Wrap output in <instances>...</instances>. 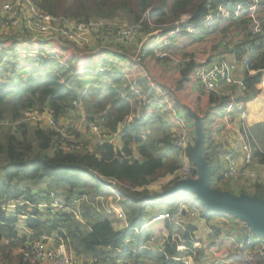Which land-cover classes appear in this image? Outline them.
<instances>
[{"label":"trees","instance_id":"obj_1","mask_svg":"<svg viewBox=\"0 0 264 264\" xmlns=\"http://www.w3.org/2000/svg\"><path fill=\"white\" fill-rule=\"evenodd\" d=\"M32 1L48 14L83 22L94 18L114 20L126 14L132 23H141L145 33L152 32L149 23L157 26L171 24L189 15V24L172 39V54L185 59L189 55L181 51L206 42H212L214 54L221 52L223 47H220L224 42L226 49L237 41L234 47L237 51L251 46L253 52L243 81L246 90L244 98L253 99L260 94L257 86L264 77V2H260L255 16L263 33L253 34L250 28L254 19L249 15L235 22L221 17L210 28L203 23L209 6L214 13H218L221 6L233 13L240 0H231L232 7L228 0ZM192 25L196 29L189 32L187 28ZM195 68L193 61L183 66L176 90L183 87ZM75 72L72 63L31 62L23 70L14 69L15 76L19 78L11 81L0 79V124H8L0 128V264H27L18 254L26 239L54 235L78 256L97 258L102 264H180L174 258L181 254L195 258L203 255L204 251L193 249L191 232L194 229L187 225L181 227L186 228L187 233L181 235V239L170 235L162 251L152 250L148 245L153 241L152 236L144 231L151 217L146 219L147 209L159 198L150 193L147 187L178 172L182 166L179 160L182 152L173 146L170 139L157 141L144 137L143 129L148 121L134 120L123 129L121 150L104 143L98 144L93 152L70 151L66 148L68 145L63 146L61 135L23 122L27 111H41L48 104L57 121L68 118L77 105L82 104L90 121H95V116L101 115L100 124L110 134L118 131L119 124L127 116L135 115L134 108L117 89L123 87L130 93L121 74H97L94 85L84 91L85 85L74 76ZM24 75L26 79H20ZM101 80L107 81V84L96 88L95 83L100 84ZM140 84L143 88L147 85L145 81ZM146 90L149 91L148 88ZM155 93V90H151L148 95L152 97ZM227 102L228 98L210 96V104L217 107ZM96 106L99 111L95 109ZM250 131L257 144L254 158L264 165V125H256ZM161 144L166 150L160 148ZM192 154L193 147H190L186 156L193 163ZM165 155H169V159L163 163ZM204 158L205 161L209 160ZM209 169L212 175L211 166ZM257 190L256 197L264 200L262 187ZM75 198L85 199L81 205L80 219L73 213L64 216L52 214L51 218H47V212H42L38 207L42 202L53 205L56 201L69 205ZM100 198H112L119 206L126 216L125 229L116 230L112 218L105 211L96 209L95 203ZM162 200L166 202L167 199ZM12 201H22L24 205L16 206L15 212L11 213L6 206ZM188 201L187 197L189 204ZM191 203L207 222L217 219L227 227L237 219L209 210L200 201L192 200ZM175 210L174 207L170 212ZM21 220H25L29 233L19 232ZM167 223L168 226H175ZM179 247H184V251L180 252Z\"/></svg>","mask_w":264,"mask_h":264},{"label":"built area","instance_id":"obj_2","mask_svg":"<svg viewBox=\"0 0 264 264\" xmlns=\"http://www.w3.org/2000/svg\"><path fill=\"white\" fill-rule=\"evenodd\" d=\"M228 1H230L229 6L232 7L230 5L231 0ZM258 2L259 0H240V3L237 6L235 5L233 13L229 12L225 6H221L218 13H214L209 6V12L203 23L207 28H210L221 17L235 22L242 16L249 15L254 19L250 28L251 32L262 34V26L255 19ZM190 20L189 15H184L179 21L171 24L157 26L149 23L152 32L145 33L142 31L141 23L96 18L83 22L48 14L39 9L32 0H0V79L11 81L19 78L15 76L14 69L23 70L31 62L55 61L66 65L62 55L63 50L69 46H76L81 50H85L99 39L105 43L126 45L135 41L139 35H143V46L140 47L141 50L136 55L137 57L132 60L133 65H140L146 57L155 61L164 62L168 60L172 62L177 59V56L173 55L170 50L172 39L183 32V27L189 24ZM187 29H189V32H194L196 27L192 25L188 26ZM237 44L236 41L235 45ZM241 50L237 51L233 48V52L230 54L222 52L205 61H200L196 56L190 55L185 59H181L180 62L184 66L186 63L193 61L196 68L192 77L201 85L204 93L210 96L229 98L230 102H228L226 109L227 114L232 112L239 114V134L245 150L244 169H239L235 154L229 153L226 157V169L221 174L222 178L224 180H238L242 177H248L252 184H256L263 182V177L255 170L248 172V169L261 168L264 171V165L254 158L257 144L247 123L248 114L245 104L236 101L232 91L235 86L243 87V84L236 79L235 73L240 66L246 67L248 65L253 52L251 46H246ZM93 53L90 65L78 69L74 73L75 76L92 73L103 75L118 73L127 77L126 74L120 72V69L116 66V61L108 53L105 54L102 50H94ZM130 89L132 100L136 104L135 115L127 116L124 122L119 124V129L115 133L104 134L100 144L107 143L116 147V141L122 140L123 129L134 120L143 121L154 117L150 113L143 114L141 111L142 107L152 103V99H149L137 84L130 85ZM24 121L42 129H50L56 132L61 135L62 141L67 136L68 125L70 124H60L53 117L50 110L41 113L29 110L25 114ZM44 122L47 124V128L40 126ZM87 129L91 133L103 136L95 121L89 122ZM172 144L182 152L183 156H186L188 148L194 146L192 138L181 124L173 134ZM66 148L70 151L77 149L73 145H68ZM178 178L180 181L197 180L196 167L190 160L187 159L182 164L178 171ZM104 200H108V203L105 204ZM84 202V198H75L69 205L55 202L53 205L39 204L38 207L42 212L46 211L51 215L64 216L66 213H73L80 219L81 205ZM183 203L181 209L176 212L165 211L155 214L147 221L145 227L161 222H170L175 226L185 227L187 220L196 218L197 213L188 206H184L188 205L186 201ZM22 205H24L22 201H12L8 203L6 209L14 213L15 207ZM95 207L98 211L103 210L109 215H116L120 221H126L125 214L117 204H114L112 198L98 199ZM240 229L243 240L236 241L237 243L233 244V252L240 258L232 257L228 262H232V264H251L254 255L264 260V236L254 231L245 221L240 223ZM162 250L163 247L158 249V251ZM179 251L183 252L184 247H179ZM18 254L22 255L24 262L27 264H102L97 258L78 256L69 250L63 241H59L56 235L42 238L29 237L26 239L23 248L18 251ZM174 261L180 264H202L194 256L184 254L174 258Z\"/></svg>","mask_w":264,"mask_h":264},{"label":"crops","instance_id":"obj_3","mask_svg":"<svg viewBox=\"0 0 264 264\" xmlns=\"http://www.w3.org/2000/svg\"><path fill=\"white\" fill-rule=\"evenodd\" d=\"M260 2H264V0H259L256 10H258ZM142 38L143 35H139L135 41L126 45H114L113 43H105L99 39L85 50H81L76 46H69L63 50L62 56L67 64L72 63L74 65V69L77 72L78 69H82V67L86 68L90 65L92 61L91 56L94 54V50H102L105 54L108 53L109 56L116 61V66L120 69V72L127 75V77H125L121 74L128 89L131 91L130 85L137 84L142 89L143 93L149 99H152L150 105L141 108L143 114L150 113L154 115L152 119L146 120L148 122L143 129L144 137H149L150 139L157 141L170 139L172 143L173 134L179 124H181L187 131L188 135L192 138L195 146L198 139V132L200 130L203 135L201 154L204 160V156L209 159V162L206 161V163L213 169V174L211 176V189L235 197H256L258 187H262V190H264L263 169H248V172H253L255 170L263 177V182H258L256 184H252L248 177H242L238 180H224L221 176L224 169H226V157L229 153L235 154L239 169H244L245 161L244 144L239 134V114L237 112L227 114L226 111L227 103L230 102V99L228 98V102L222 107L210 104V95L204 93L203 88L192 77V75L180 90H176L177 83L181 80V71L183 68L180 62L182 59L181 55L172 62L153 61L150 60L152 58L146 57L140 65H133L132 60L134 55H137L141 50L140 46H142ZM225 46L226 42L222 43L220 48L222 49L223 47V49L221 52L215 54L212 51V42L196 44L181 52L189 56L194 55L199 60L210 59L222 52L228 54L233 52V45L228 47L229 50H227L228 48L225 49ZM245 68L246 67L240 66L235 73L236 79L242 84L245 76ZM96 75V73H92L82 76L78 75L76 77L83 81V84L85 85L84 91H87L91 85H94L93 81ZM20 79L24 80L26 79V76H23ZM143 81L147 84L145 88L140 84ZM105 84H107V81L105 80H101L100 84L95 83L96 88ZM147 88L149 91L146 90ZM117 89L136 112V104L132 100L131 92H126L127 90H124L123 87H118ZM257 89L260 91V94L253 99H248L244 98V95L246 94L244 86L242 88L237 86L232 88L236 101H241L245 104L248 114L247 123L250 130H253L256 125H264V77L262 83L257 86ZM151 90L156 91L152 97L148 95L151 93ZM45 108L50 110L49 104ZM95 109L99 111L97 106ZM108 109L109 107H107V110ZM75 110L81 111L80 116L85 118L83 113L86 109L82 104L77 105ZM86 114L88 115L87 111ZM71 116L72 115H70L69 118L62 119L63 124L67 125L68 123L66 122L71 120ZM100 118L101 115H96L95 122L100 127L103 136L100 135V139L97 140L94 148L89 152H93L95 147L101 143L104 134L106 135L108 131L100 124ZM261 147L263 148L262 145ZM116 148L119 150L123 148L122 141H116ZM160 148L166 150L164 144H161ZM136 149L137 147L134 146V150ZM78 150L83 151L85 148ZM168 159L169 155H165L163 157V163H166ZM187 159L188 157L181 155L179 157L181 165L185 163ZM177 179L178 172L167 175L147 187L150 193L157 195L159 199L153 206L148 207L146 219L150 216L151 219L153 215L160 212L172 211L174 207L176 208L174 212H176L181 209L184 204L183 202L186 201L188 197L189 204L187 206L198 214V217L188 219L186 224L194 229L193 232H191L193 249L195 251H204L203 255H200L196 259L202 264H217L218 261L219 264H226L224 261H229L232 257L240 258L233 252V250H231V246H233L234 243H237L236 241L243 240L240 229V223L242 221L237 218L227 227L221 224L217 219H213L210 222L205 221L199 216L198 210L191 203L192 200L195 202L198 201L195 194L185 191H179L178 194L170 193L179 183ZM164 198H166L169 203L164 200L161 201V199ZM173 200L177 201L171 203ZM103 202L107 204L108 200H104ZM161 202H165V204H161ZM104 203L101 204L103 205ZM107 215L112 218L116 230L120 231L127 227L126 221H120L114 214ZM223 215L228 216L227 214ZM150 219H148V221ZM18 227L19 229L23 227L25 233H29L25 224H19ZM144 231L152 236L153 242L150 245V249L152 250H158L159 246L163 247L165 242L168 241L170 235H174V237L178 236L181 239V235L187 233L186 228L171 226L170 224L168 226L167 222L156 223L144 227ZM161 239L162 243L156 244L157 248H154V244L156 242H161ZM222 259L225 260L221 261ZM251 264H264V260L254 255Z\"/></svg>","mask_w":264,"mask_h":264},{"label":"water","instance_id":"obj_4","mask_svg":"<svg viewBox=\"0 0 264 264\" xmlns=\"http://www.w3.org/2000/svg\"><path fill=\"white\" fill-rule=\"evenodd\" d=\"M203 135L198 132L197 143L193 148V164L196 167L197 180L179 181L170 193L185 191L197 196L198 201L209 210L235 216L247 222L258 234L264 236V200L257 197H235L211 189V172L202 157ZM168 193V194H170Z\"/></svg>","mask_w":264,"mask_h":264},{"label":"rangeland","instance_id":"obj_5","mask_svg":"<svg viewBox=\"0 0 264 264\" xmlns=\"http://www.w3.org/2000/svg\"><path fill=\"white\" fill-rule=\"evenodd\" d=\"M117 20H120V21H124V22H129V23H132V21H131V19L126 15V14H121V15H119L118 17H117ZM143 46V45H142ZM141 47V46H140ZM137 56L136 55H134V57H133V59H135ZM147 58H149V57H147ZM150 60H153V61H155L154 59H150ZM206 59H200V61H205ZM47 109L46 108H44V109H42L41 111H37V110H33V111H35V112H38V113H41V112H44V111H46ZM93 111H95V109H93ZM25 113V112H24ZM80 113H81V111H74L71 115V120L70 121H72V122H66V123H70L69 125H68V132H67V136H66V138L64 139V142H63V146L64 147H66L67 145H73V146H76L78 149H81V148H85V150L86 151H91V149H93L94 148V146H95V144H96V142H97V140L98 139H100V136L99 135H96V134H94V133H91L88 129H87V126H88V123L89 122H91L90 121V118H89V116L86 114V111L84 110V117L85 118H83V117H81L80 116ZM69 118V117H68ZM24 120H25V118H24ZM23 120V122H25ZM88 121V122H87ZM26 123V122H25ZM59 123L60 124H63V120L61 119V120H59ZM8 124L6 123V122H3L2 124H0V128H2V127H5V126H7ZM31 127H38V126H35V125H33V124H29ZM63 125H65V124H63ZM71 125V126H70ZM40 126H42L43 128H47L48 126H47V124L44 122V123H42V124H40ZM85 150H83V151H85ZM177 200H173L171 203H175ZM166 202L167 203H169V201L168 200H166ZM56 203H60V202H57L56 201ZM166 203V204H167ZM41 204H46V203H44V202H42ZM114 204H116V203H114ZM184 206H187V205H184ZM45 215H47L48 217L47 218H51L52 216H51V214L50 213H47V214H45ZM196 217H198V214H196ZM22 219V218H21ZM24 221L25 220H21L20 222H22V223H19V224H21V225H23L24 224ZM19 232L20 233H25V231H24V229H23V227L22 228H20L19 229ZM152 243V242H151ZM151 243H149L148 245L150 246L151 245ZM162 243V239H161V242H159V243H155L154 244V248H157L156 247V244H161ZM162 246H159V249L161 248ZM154 250H156V249H154ZM231 250H233V246H231ZM227 257V256H226ZM223 260H225V259H222L221 261H223ZM224 263H226V264H232V262L231 263H229L228 261H224ZM217 264H219V261L217 262Z\"/></svg>","mask_w":264,"mask_h":264}]
</instances>
